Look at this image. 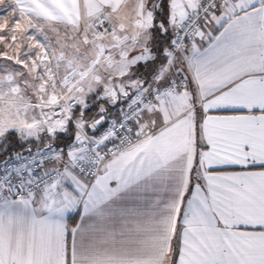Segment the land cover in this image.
<instances>
[{
    "label": "snow or ice",
    "instance_id": "obj_1",
    "mask_svg": "<svg viewBox=\"0 0 264 264\" xmlns=\"http://www.w3.org/2000/svg\"><path fill=\"white\" fill-rule=\"evenodd\" d=\"M9 3L0 264H264V0H148L139 25L159 40L132 61L143 77L76 103L123 27L82 22L76 0ZM245 122L255 134L228 127Z\"/></svg>",
    "mask_w": 264,
    "mask_h": 264
},
{
    "label": "crops",
    "instance_id": "obj_2",
    "mask_svg": "<svg viewBox=\"0 0 264 264\" xmlns=\"http://www.w3.org/2000/svg\"><path fill=\"white\" fill-rule=\"evenodd\" d=\"M147 2L148 0H121L120 11L113 13L109 12L107 7H105L110 3V0H76L82 22L87 21L90 13L100 14L101 12H104L106 15L112 16L114 22L118 21L119 25L123 27L124 31L122 33L126 34L125 36L127 38L125 39L127 42L123 44L120 41L123 37L120 35V40L116 41L118 46L116 47V56L119 54L120 58L116 59L112 65V71L115 73L114 76L119 82L120 80L118 78L132 70V61L137 55H155V53H147L144 50L156 47L159 38L154 35V32L149 33L146 30L147 26L141 27L138 20L140 8ZM125 5H127V7H125ZM0 8H2L1 5ZM112 42L115 41L112 40ZM132 74L138 78L143 77L142 73L139 75L138 73H135L134 70H132ZM113 81L114 79H112V82ZM127 82L128 81H124L123 83L127 84ZM258 92L259 90L255 87L247 89L248 99L245 102H256L253 98L258 95ZM109 98H111L110 93ZM228 127H232L233 130L241 136L255 134L256 131L255 126L247 122Z\"/></svg>",
    "mask_w": 264,
    "mask_h": 264
},
{
    "label": "rangeland",
    "instance_id": "obj_3",
    "mask_svg": "<svg viewBox=\"0 0 264 264\" xmlns=\"http://www.w3.org/2000/svg\"><path fill=\"white\" fill-rule=\"evenodd\" d=\"M2 8L10 7L9 0H5V4L1 5ZM123 38L120 40L123 44H125L127 41L125 38H127L125 33L120 34ZM106 47H111V53L109 55L103 56L98 58L96 63L90 64L89 68L87 69V76L83 80L82 85H78V87H83V92H73L72 95L76 96L77 102H82L84 97L87 95L89 91H95L96 88L100 87L101 85L104 86L105 94L109 95V93L113 91L119 90L118 87L121 86V82L114 80L112 82V79L114 76V72L112 71V65L113 62L116 61V47L117 43L112 42L111 38L107 39L105 41ZM88 55L92 57L93 59H96L95 53L91 50L89 51ZM116 78V77H115ZM105 81V83H104ZM127 81V80H125ZM110 82V83H109ZM128 83V82H127ZM126 84V83H125ZM110 87V88H109ZM95 101H89V103H93ZM64 104L68 106L67 100L64 101ZM14 114V109L12 110ZM53 114L52 109H49V115L51 116ZM70 113H66L64 117H61L62 119L66 118L67 115ZM54 123V122H53Z\"/></svg>",
    "mask_w": 264,
    "mask_h": 264
},
{
    "label": "built area",
    "instance_id": "obj_4",
    "mask_svg": "<svg viewBox=\"0 0 264 264\" xmlns=\"http://www.w3.org/2000/svg\"><path fill=\"white\" fill-rule=\"evenodd\" d=\"M77 101H73V103H76ZM72 107V105L71 104H68V106H66L65 104H64V106H62V110L63 109H65V108H71ZM67 112H65V114H66Z\"/></svg>",
    "mask_w": 264,
    "mask_h": 264
},
{
    "label": "trees",
    "instance_id": "obj_5",
    "mask_svg": "<svg viewBox=\"0 0 264 264\" xmlns=\"http://www.w3.org/2000/svg\"><path fill=\"white\" fill-rule=\"evenodd\" d=\"M154 35H155V32H154ZM138 74L141 75V73H138ZM138 74H137V75H138ZM129 79H131V76L129 77ZM95 102H96V101H95ZM95 102H93V103H95Z\"/></svg>",
    "mask_w": 264,
    "mask_h": 264
}]
</instances>
